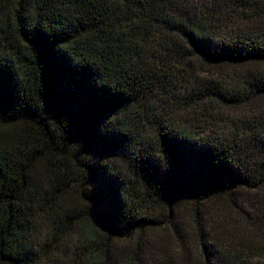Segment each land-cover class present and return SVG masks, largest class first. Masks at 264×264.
<instances>
[{"label":"trees","instance_id":"16d2710c","mask_svg":"<svg viewBox=\"0 0 264 264\" xmlns=\"http://www.w3.org/2000/svg\"><path fill=\"white\" fill-rule=\"evenodd\" d=\"M0 264H264V0H0Z\"/></svg>","mask_w":264,"mask_h":264},{"label":"rangeland","instance_id":"374dc122","mask_svg":"<svg viewBox=\"0 0 264 264\" xmlns=\"http://www.w3.org/2000/svg\"><path fill=\"white\" fill-rule=\"evenodd\" d=\"M162 115V114H161ZM123 122H128V123H131V121H132V119L129 117V116H126V117H124L123 118ZM141 132H143V133H146V130L144 131V130H140ZM92 158L94 159V160H96V158L95 157H93L92 156ZM98 162V160L95 162V164ZM116 168H118V166L117 165H115V169Z\"/></svg>","mask_w":264,"mask_h":264}]
</instances>
